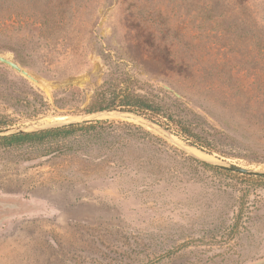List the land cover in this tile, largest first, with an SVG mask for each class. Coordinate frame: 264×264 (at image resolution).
Wrapping results in <instances>:
<instances>
[{
	"label": "rangeland",
	"instance_id": "374dc122",
	"mask_svg": "<svg viewBox=\"0 0 264 264\" xmlns=\"http://www.w3.org/2000/svg\"><path fill=\"white\" fill-rule=\"evenodd\" d=\"M0 54V129L94 125L0 147V264H264V177L191 159L264 171V0H0Z\"/></svg>",
	"mask_w": 264,
	"mask_h": 264
},
{
	"label": "trees",
	"instance_id": "16d2710c",
	"mask_svg": "<svg viewBox=\"0 0 264 264\" xmlns=\"http://www.w3.org/2000/svg\"><path fill=\"white\" fill-rule=\"evenodd\" d=\"M108 82H105L101 87H99L92 99V102L87 110V114H95L99 112L105 111H121L125 113H131L143 117L145 119H150L154 121L155 118H165L170 123L175 125L177 128L181 130V132L185 133L188 137L195 140L194 146L198 147L200 150L211 149L210 154L212 153H222L221 150H218L215 146H212L208 141L202 140L201 138L195 136L194 134H190L188 130L174 120L167 113L163 112L161 108L158 106H154L147 99L141 97L136 92H133L128 86L123 85L124 83L119 82L116 85L108 86ZM97 124H101L98 122ZM94 127L93 124L90 126H83L81 124H68L60 127H52L34 132H26L19 135L7 136L0 138V147L8 148L15 146H24L28 144H44L50 141L60 140V139H68L74 136L76 133L84 130H89ZM127 127L134 128L138 131H143L141 128H136L133 125H127ZM143 136H147L149 134L142 132ZM194 135V136H193ZM194 162L203 166L209 170H217V171H227L225 169L219 168L209 162L197 159L195 157L191 158ZM246 177H252L253 175H245ZM261 178V177H258ZM244 220V216L242 211L237 219V221Z\"/></svg>",
	"mask_w": 264,
	"mask_h": 264
},
{
	"label": "water",
	"instance_id": "95a60500",
	"mask_svg": "<svg viewBox=\"0 0 264 264\" xmlns=\"http://www.w3.org/2000/svg\"><path fill=\"white\" fill-rule=\"evenodd\" d=\"M0 63L12 68L13 70L18 72L20 75L26 77L27 79L35 81V78L24 67H22L16 61H14V60H12V59H10V58L2 55V54H0ZM105 112H108V111H105ZM105 112H99V113H95V114H104ZM119 112H120V114H131V113H125V112H121V111H119ZM88 115H94V114H88ZM133 115H135V114H133ZM136 116H138V115H136ZM68 124H80V123L76 122V123H68ZM68 124H65V125H68ZM61 126H64V125H61ZM56 127H60V126H56ZM23 133H26V132L22 128L12 127V128L0 129V138L7 137V136L19 135V134H23ZM213 165H215L219 168L228 170V171H232V172H236V173H240V174H244V175H253V176L264 177V171H258V170L251 169V168L240 167V166L233 165V164H222L221 163V164H213Z\"/></svg>",
	"mask_w": 264,
	"mask_h": 264
},
{
	"label": "bare ground",
	"instance_id": "6f19581e",
	"mask_svg": "<svg viewBox=\"0 0 264 264\" xmlns=\"http://www.w3.org/2000/svg\"><path fill=\"white\" fill-rule=\"evenodd\" d=\"M199 152V151H198ZM196 153V152H195ZM206 155V154H205ZM200 156V155H199ZM209 157V156H208ZM204 159V158H203Z\"/></svg>",
	"mask_w": 264,
	"mask_h": 264
}]
</instances>
